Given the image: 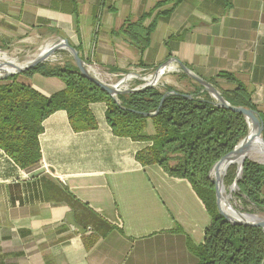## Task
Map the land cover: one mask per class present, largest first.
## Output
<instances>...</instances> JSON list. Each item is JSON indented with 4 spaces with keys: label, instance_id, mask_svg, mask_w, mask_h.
Masks as SVG:
<instances>
[{
    "label": "crops",
    "instance_id": "0c3cea01",
    "mask_svg": "<svg viewBox=\"0 0 264 264\" xmlns=\"http://www.w3.org/2000/svg\"><path fill=\"white\" fill-rule=\"evenodd\" d=\"M146 15L144 27L157 22L141 51L123 29ZM53 37L115 75L169 59L208 81L232 73L264 113V0H0V46ZM18 80L46 96L66 86L40 73ZM90 107L96 129L75 131L65 110L44 120L33 166L0 148V264H196L189 240L203 241L211 216L192 186L142 165L151 142L116 136L107 104Z\"/></svg>",
    "mask_w": 264,
    "mask_h": 264
},
{
    "label": "trees",
    "instance_id": "16d2710c",
    "mask_svg": "<svg viewBox=\"0 0 264 264\" xmlns=\"http://www.w3.org/2000/svg\"><path fill=\"white\" fill-rule=\"evenodd\" d=\"M147 16L129 19L123 29L141 51L149 47L157 22L154 18L144 27ZM73 61L62 66L40 64L24 72L61 78L65 88L50 96L19 81V74L0 80V148L21 168L33 166L42 158L39 137L46 118L65 110L75 131L96 129L98 122L90 104L105 102L107 122L116 136L151 142L137 152L136 159L144 166L157 164L169 176L186 180L210 214L203 241L195 244L189 240V249L198 258L196 264H264V229L227 221L219 211L210 177L214 165L247 134L245 116L217 106L202 85L194 92L179 91L181 94L167 96L157 114L146 116L144 113L158 109L164 94L172 89L163 92L150 87L122 93L115 100L87 79ZM182 77L189 78L186 73ZM219 80L235 88L222 89ZM209 81L222 89L228 102L257 110L264 122V113L253 102L252 92L234 74L221 72ZM150 122L153 134L147 132ZM236 169V165L229 167L224 179L227 184L235 180ZM238 184L241 194L264 207V164L246 160Z\"/></svg>",
    "mask_w": 264,
    "mask_h": 264
},
{
    "label": "water",
    "instance_id": "95a60500",
    "mask_svg": "<svg viewBox=\"0 0 264 264\" xmlns=\"http://www.w3.org/2000/svg\"><path fill=\"white\" fill-rule=\"evenodd\" d=\"M64 49L67 50L72 58L74 59L75 64L77 65L79 71L90 81L94 82L96 85H98L100 88H102L104 91H106L110 96H112L115 100H118V96L122 93H134L141 90H144L146 88L154 87L159 80H155L156 77L161 74L159 78L162 77L163 74H165L171 67L172 64L177 62V64L180 66L181 70L186 73L190 78L198 82L200 85L203 86L204 90L209 92L212 96V98L215 101V104L217 106L230 109L234 112L241 113L245 116L247 122H248V135L244 137L233 150H231L229 153L224 155L212 168L210 172V177L212 181L215 184V190H216V198H217V205L219 208L220 213L226 218L227 221L233 223V224H239V225H248V226H255L260 227L264 229V218H258L254 215H243L239 213L240 217L236 218L234 216H231L228 212H226L222 205H221V199H222V191L225 187L224 179L226 176V173L228 171V168L234 164V160H236L238 157L243 155L244 153L248 152L254 145L256 139L261 138L264 141V122L260 116V113L255 110L248 108L246 106H236L231 104L226 100V98L222 95V93L212 84L210 81L204 79L200 75L194 73L191 71L186 65L178 61L177 59H169L165 61L163 64H161L154 75L150 78L143 77L140 74H137L135 72H129L128 74L124 75L117 83L111 84L103 79H101L98 75H96L95 72L91 69L89 63H87L82 56L80 55V52L70 44L69 40L66 38H60L57 42L50 45L49 49L45 52L39 53L36 57H34L31 60L26 61L22 65L18 66L16 70L14 71H7L4 69V65L7 63L0 62V80H3L7 77L21 74L27 71L30 68H33L37 65H40L48 60L50 56L56 53V51ZM137 77L144 81V83L136 88L133 89H122V86L125 81L129 80L132 77ZM171 94H181L177 90L168 91L164 94L163 98L161 99L160 105L158 109L155 112L152 113H144L146 116H153L157 114L166 99L167 96ZM189 97H192V95L186 94ZM251 126H255L257 128V132L253 137H250V128ZM253 160V159H250ZM226 162V167L224 168V171L222 174H220L219 167L222 165V163ZM245 160L242 161L241 165L239 166V178L236 179L234 185L238 186V180L243 174V167H244ZM259 162V161H258ZM214 173V176L212 173ZM249 216L250 218H248ZM69 222L70 224L79 229L82 233L85 232V229L75 223L72 219V215L69 216ZM247 217V218H246ZM71 220V221H70Z\"/></svg>",
    "mask_w": 264,
    "mask_h": 264
},
{
    "label": "rangeland",
    "instance_id": "374dc122",
    "mask_svg": "<svg viewBox=\"0 0 264 264\" xmlns=\"http://www.w3.org/2000/svg\"><path fill=\"white\" fill-rule=\"evenodd\" d=\"M60 38L62 37H53L51 39H46V40L40 39L38 41L37 40L34 41L33 43L31 42V44H28L27 46L19 45V44H16L15 46H10V47H8V45L0 46V62L7 63L6 65L13 66V67L23 64L26 61L31 60L34 57H36L39 53L43 51V49L46 46L52 45L53 43L57 42ZM70 61H73L70 53L67 50L60 49L56 51L55 54L50 56L48 60L42 64H46L50 67L55 66V65L62 66V65H66V63H69ZM73 63L75 62L73 61ZM89 65L91 69L93 70V72L96 73V75H98L101 79L111 84L117 83L124 75L129 73L128 72L123 75H115L109 72L107 69L97 67L96 65H92V64H89ZM172 66L174 68L169 69L156 82L157 84L154 86L155 88L163 92L167 91L168 89L183 91V92H194L196 91L197 88H199L200 84L196 82L195 80L191 79L190 77L189 78L182 77V74L184 72L181 70L180 66L177 63L172 64ZM157 68L154 70L145 69V71L134 70L133 72L140 74L143 77L151 78V76L155 74ZM143 83L144 81L134 76L124 82L122 89H133V88H136L142 85ZM220 88L232 89V88H235V85L232 83H227L226 81H221ZM220 88L218 87L217 89L222 93V89ZM247 135H248V132L245 135V137ZM250 159H253V160H250ZM242 160H245V161L250 160V161H253L259 164H264V152H260L257 149L253 150L251 151L249 155H247V157L245 156L244 159ZM232 165L237 166V169L235 171V178H234L235 180L229 184H227L226 181L224 180L227 193L231 194L230 196H231L232 205L239 213L243 215H250V216L254 215L258 218H264V207L258 206L256 203H253L247 196H245L244 194H241L239 184L238 186L234 185L236 179L239 178V172H240L239 166L241 165V163H235ZM243 172H244V167H243ZM227 173H226V176H227Z\"/></svg>",
    "mask_w": 264,
    "mask_h": 264
},
{
    "label": "bare ground",
    "instance_id": "6f19581e",
    "mask_svg": "<svg viewBox=\"0 0 264 264\" xmlns=\"http://www.w3.org/2000/svg\"><path fill=\"white\" fill-rule=\"evenodd\" d=\"M49 47H50V45H48V46H46L44 49H43V52H45V51H47L48 49H49ZM20 65H22V64H20ZM20 65H17V66H8V65H4L3 67H4V69L5 70H7V71H14V70H16L17 69V67L18 66H20ZM161 76V74H159L157 77H156V81L158 80V79H160L159 77ZM151 79V78H150ZM256 132H257V128L255 127V126H251V128H250V137H253L255 134H256ZM258 150V151H260V152H264V141L261 139V138H258V139H256V141H255V143H254V145H253V147L248 151V152H246V153H244L243 155H241L240 157H238L236 160H234V164L235 163H242V159H244V157L246 156L247 157V155H249L250 153H251V151H253V150ZM257 152V151H256ZM258 154V153H257ZM242 160V161H241ZM226 162H224V163H222V165L219 167V171H220V174H222L223 173V171H224V168L226 167ZM214 173L215 172H213L212 173V175L214 176ZM235 188V187H234ZM231 194H228L227 193V190H226V188L224 187V189H223V191H222V199H221V205H222V207H223V209L226 211V212H228L231 216H234V217H236V218H239L240 216V214H239V212L234 208V206L232 205V203H231V196H230ZM248 218H250L249 216H247ZM246 217V218H247Z\"/></svg>",
    "mask_w": 264,
    "mask_h": 264
},
{
    "label": "built area",
    "instance_id": "2783aa9c",
    "mask_svg": "<svg viewBox=\"0 0 264 264\" xmlns=\"http://www.w3.org/2000/svg\"><path fill=\"white\" fill-rule=\"evenodd\" d=\"M174 67L172 66L170 69H173Z\"/></svg>",
    "mask_w": 264,
    "mask_h": 264
}]
</instances>
